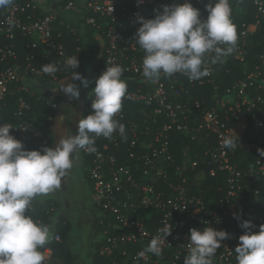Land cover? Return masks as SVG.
<instances>
[{
    "label": "built area",
    "instance_id": "2783aa9c",
    "mask_svg": "<svg viewBox=\"0 0 264 264\" xmlns=\"http://www.w3.org/2000/svg\"><path fill=\"white\" fill-rule=\"evenodd\" d=\"M82 1L83 11L93 14L85 24L104 41L103 71L120 65L127 83L122 109L115 116L125 126L124 134L96 138L94 153L81 150L98 213L101 241L96 254L104 264H184L190 229L211 226L229 234L213 264H237L235 248L245 231L241 224L251 221L256 232L264 224V157L257 151L264 149V0H252L254 19L239 22L235 51L222 63L209 62L210 75L192 81L176 73L155 83L142 75L145 53L135 42L138 18L152 19L165 5L184 0H132L121 7L118 0ZM235 1L229 0L230 5ZM76 2L60 0L53 11L36 1L14 0L10 8L0 9V123L13 125L10 134L26 150L50 147L58 103L26 82L58 83L62 75L69 76L71 70L64 65L55 74H45L42 65L65 62L61 29H75L61 17L77 11ZM187 2L207 18L210 0ZM77 51L79 61L81 49ZM228 60L249 67L240 73L235 67L223 69ZM31 98L49 113L33 118ZM13 104L15 123L4 117ZM91 104L92 96L84 116L92 111ZM129 105L139 106L134 115ZM235 134L236 147H223L222 140ZM209 180L217 182L207 186ZM52 211L33 200L25 214L44 223L40 213ZM169 226L172 232L161 245V255L137 259ZM55 240L62 242L60 235ZM43 255L44 264H49L51 250Z\"/></svg>",
    "mask_w": 264,
    "mask_h": 264
},
{
    "label": "clouds",
    "instance_id": "9594fccd",
    "mask_svg": "<svg viewBox=\"0 0 264 264\" xmlns=\"http://www.w3.org/2000/svg\"><path fill=\"white\" fill-rule=\"evenodd\" d=\"M14 0H0V9L10 8ZM207 18L202 19L200 10L184 2L165 5L154 18H138L141 26L136 32V44L144 51L142 75L152 83L161 77L176 73L196 81L210 75L208 63H222L224 57L235 51L238 35L232 20L229 0H210L205 6ZM9 24L14 21L9 18ZM65 69L71 70L74 81L87 88L89 81L74 69L79 67L77 56L67 57ZM57 65H42L45 74H55ZM125 69L120 65L107 66L96 79L92 90V111L78 123V134L69 132L53 147L26 150L23 143L10 134L11 123H0V264H44L41 249L52 238L51 225L26 215L31 211L36 197L45 196L60 189L62 181L74 167L78 153L96 152V138H111L113 133L123 135L125 126L115 119L122 109L127 93V83L122 79ZM59 88L70 99H79L76 83L59 81ZM238 136L226 137L222 146L235 148ZM240 142V141H239ZM264 157V149H257ZM245 230L239 236L235 248L237 264H264V224L259 231L251 221H244ZM163 238L157 235L138 253L137 259L147 254L161 255V245L171 235L172 227L163 230ZM224 230L211 226L190 229L187 255L184 264H213V257L228 238Z\"/></svg>",
    "mask_w": 264,
    "mask_h": 264
},
{
    "label": "crops",
    "instance_id": "0c3cea01",
    "mask_svg": "<svg viewBox=\"0 0 264 264\" xmlns=\"http://www.w3.org/2000/svg\"><path fill=\"white\" fill-rule=\"evenodd\" d=\"M32 1L40 3L44 10L51 7L53 11L56 9L55 2H57V6L60 2V0ZM88 60L90 63L87 67L96 77L93 69L94 60ZM26 84L48 101L58 103V108L54 113V121L49 131L50 147L54 148L61 137L69 131L72 135L78 134V123L88 109L92 93L87 99L78 101L62 95L60 90L50 87L49 83L39 84L30 81ZM38 84L42 88H39ZM86 163L87 160L80 151L74 167L69 170L60 189L34 199L37 203H45L53 208L50 218L46 222V224L51 225L52 238L45 249H41V251L51 250L52 256L49 264L53 261L60 264H93L95 262L94 256L101 236L99 237L98 213L92 200V188L87 179ZM57 235L61 236L62 242L55 240ZM56 243L65 246L64 249L68 254L64 257H69V263L63 261L64 257L54 254L52 246ZM63 253L64 251L61 256Z\"/></svg>",
    "mask_w": 264,
    "mask_h": 264
},
{
    "label": "trees",
    "instance_id": "16d2710c",
    "mask_svg": "<svg viewBox=\"0 0 264 264\" xmlns=\"http://www.w3.org/2000/svg\"><path fill=\"white\" fill-rule=\"evenodd\" d=\"M132 0H118V6L121 7L122 5H125L126 2L128 4H131ZM62 5H64V3H62ZM232 8V20L233 23L236 25V29H237V35L239 34V22H243V21H247L250 22L254 19V14L256 12L252 0H237L233 3V5L231 6ZM85 18L82 20L83 23L86 22V18H90L93 17L92 13H86L85 14ZM62 19V17H61ZM85 26L87 27V30L85 33H81L79 32L77 29H75V32H71L70 30H68L67 28H62L61 30L63 31L64 34V39H63V43L65 46V50H66V57H71V56H77L78 55V49H81V59L79 60V67L76 68L74 71L79 72L82 76H84L85 78H87V66L90 63V61L88 59H93V69H94V73L98 74L99 76L103 73V61H104V52L102 51V48L99 46V42L97 40V38L94 37V29L91 28V26H87L85 24ZM264 27V24H263ZM31 40L26 39L25 42H30ZM2 44L1 40H0V45ZM87 60V61H86ZM55 65H57V67L64 65V62L62 61H58V63H55ZM247 66V65H246ZM230 67H235L240 71L243 70V68H248V67H244L242 65H238L237 63L228 60L223 64V69H227ZM238 73L237 76H240V74ZM71 71L69 76H65L62 75L60 77V80L66 77H71ZM51 83V81L48 80H44V82H42V84H48ZM75 83L78 85L80 84V81H75ZM209 90V89H207ZM208 92V91H206ZM195 95H197L198 97V89L195 91ZM30 104L32 105V114H33V118L39 119L40 114H48L50 109L48 107L43 106V104H40L38 102H36V100L34 98L28 99ZM138 105L134 106V105H129L128 106V111L131 115H134L136 110L138 109ZM11 109L7 111V113L5 114V120L9 121V122H17V120H14L13 115L16 111V108L13 105H11L10 107ZM179 139H185V137L183 135H180L178 137ZM175 139V143L177 145V147H181V145H179L178 140L179 139ZM186 140V139H185ZM189 144V143H188ZM216 180H209L207 183V186L211 185H215L216 184ZM210 194V193H209ZM206 196L208 195V192L205 194ZM51 214H45V213H40L41 218L43 219L44 223L46 224L47 220H49ZM64 245L63 244H58L56 243L55 245L52 246L53 252L55 255H59V257H64V255L68 254V252L65 251L64 249ZM99 248V245L97 246V249ZM96 249V250H97ZM63 256H61L62 252ZM95 264H104V260L102 258H100L98 256V254L95 253ZM62 259V258H61ZM63 261H65V263H69V257L65 256L63 258ZM93 263V264H94Z\"/></svg>",
    "mask_w": 264,
    "mask_h": 264
},
{
    "label": "rangeland",
    "instance_id": "374dc122",
    "mask_svg": "<svg viewBox=\"0 0 264 264\" xmlns=\"http://www.w3.org/2000/svg\"><path fill=\"white\" fill-rule=\"evenodd\" d=\"M77 4V7H78V10L77 11H73V12H63L62 13V19L72 25L75 29H77L79 32L81 33H85L86 30H87V27L85 26V23L82 22V20L85 18V14L86 12L83 11V1L82 0H77L76 2ZM60 11H61V7H60ZM94 37L97 38L98 42H99V46L102 48V51L104 49V41L101 37L100 34H98L97 32L94 33ZM87 79L89 81V85L87 88L83 87L81 84H78L79 86V91H80V96H79V99L78 101H81V100H84V99H87L88 96H90V93L92 92V90L94 89L95 87V81H96V77L93 76V73L91 70H89V68L87 67ZM61 82L67 84V83H75V81L72 79V77H66V78H63L61 79ZM50 87H53L55 89H58L60 90L59 88V82H51L48 84ZM38 87L39 88H42V86H39L38 84ZM61 94L62 95H65L66 97L68 95H66L62 90H60ZM81 98V99H80ZM35 201V200H34ZM101 236V234H99V237ZM50 264H60L59 262L57 261H53L52 263Z\"/></svg>",
    "mask_w": 264,
    "mask_h": 264
}]
</instances>
